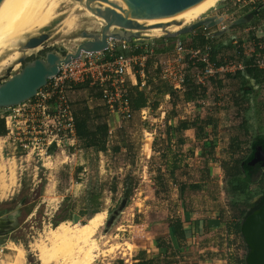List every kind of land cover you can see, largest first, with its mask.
Returning <instances> with one entry per match:
<instances>
[{"label":"rangeland","instance_id":"374dc122","mask_svg":"<svg viewBox=\"0 0 264 264\" xmlns=\"http://www.w3.org/2000/svg\"><path fill=\"white\" fill-rule=\"evenodd\" d=\"M235 1L219 0L203 15L206 17L217 15L225 19L216 31L225 28L219 39L231 45L233 41L239 39L247 42L264 31V26L257 17H253L243 26L230 27L231 23L238 18H251L249 15L253 11L250 6H245L243 3L237 4ZM79 4L81 3L75 0H65L60 5L55 19L49 25L20 36L19 41L23 45L30 38L47 34L48 40L40 47L24 52L21 51L19 45H16L3 52L2 59L11 56L12 52L16 54V57L7 60L6 64L0 67V84L23 67L24 63H18L20 58L24 57V62H30L43 59L50 52L62 57L66 53H73L77 45L83 41L80 38L81 32H100L102 26L99 23L100 19L86 17L84 11L78 9ZM82 8L84 9L83 6ZM69 14L75 17V23L72 28L64 29L61 25L62 20ZM201 18L202 16L187 25ZM253 27L257 28L256 33L248 31ZM175 31L177 30L170 28L167 30L168 33ZM141 35L148 39L145 42L147 44L162 38L146 31ZM191 35L192 33L174 38L168 45L173 48V44L180 40L187 45L192 41ZM60 49L63 51L60 52ZM238 86H241L240 81H237V84L230 82L225 87V93H230ZM248 86L251 91L248 96L251 107L242 119L236 117L230 109H215L211 106V100L207 107L209 110L206 108L199 112L200 121L209 118L215 122V128L205 129L208 137H212L213 132L216 135L215 138L212 137L211 140L206 141L207 159L210 164L204 163L197 167L193 166L192 161L189 162V167L193 172L192 183L187 186L182 198H180L179 187L172 185L174 177L170 174L161 172L163 180L166 181L162 185L155 183L154 179L159 176L160 171L154 167L156 156L144 154V150L145 152L147 150L145 145L147 142L143 140L148 135L144 136L140 131L152 132L155 125L156 130H165L162 126L164 119L159 124L141 127L138 122L139 117H131L128 120L118 117L121 126L117 130L123 133L122 143L117 146L115 142H111L114 133H110L108 153L94 152L89 148L79 152L76 143L66 142L61 145L60 149L53 150L49 158L44 155L41 158L35 155L26 157L21 152L14 151L3 139L0 150V168L2 167L0 174L8 177V167L14 163L16 178L14 185H10L6 196H0V209L4 211V215L0 218L13 220L8 232L0 236V264H40L36 245L43 242L48 230L61 221L83 225L94 216H103L104 222L95 236L99 241L98 251L94 253V260L90 264H111L121 257V253L126 254L125 249L129 248L127 243L138 234L135 225L146 226L152 221L158 222L159 219L166 222L170 216L172 220L179 219L180 216H183V220L185 217L189 219V214L192 213V217H198L199 220L203 216L202 219L207 220L208 227L222 225L220 228L223 229L230 220L237 219L240 209H233L230 205V197L226 194V171L235 167L236 161L249 153L248 145L253 136L257 133L264 134V90L255 87L252 80H248ZM236 93H239L238 90ZM4 111L0 110V115L4 116L6 113ZM181 118L196 119L195 117ZM243 120L248 121L247 134L239 129ZM233 136L239 137L243 143L242 148L245 152L242 156L232 157L233 155L226 153V148ZM210 144L218 147L217 150H213L211 158H209ZM114 147H117L118 151H114ZM199 167H203L201 169L204 172L202 186L198 180L201 171ZM79 168L80 170H77ZM205 171H207V176ZM127 187L130 188V194L129 198L124 199L123 193ZM250 189L256 192L254 199L257 200L264 191V186L257 190L256 185H251ZM144 197L145 200H143ZM123 199L125 202L121 205ZM194 213H197V216ZM112 214L114 217L109 224L107 221L109 215ZM65 218L67 220H64ZM239 237L238 242L242 243V246L239 243L236 249L239 250L238 254L245 258L247 249L240 235ZM17 250H22V254L19 255ZM14 257L17 259H13ZM61 259L59 256L56 259L52 257L46 263L58 264Z\"/></svg>","mask_w":264,"mask_h":264},{"label":"built area","instance_id":"2783aa9c","mask_svg":"<svg viewBox=\"0 0 264 264\" xmlns=\"http://www.w3.org/2000/svg\"><path fill=\"white\" fill-rule=\"evenodd\" d=\"M236 1L237 4L251 6L255 17L257 16L258 21L264 26V0ZM199 29L207 41L202 47L188 46L176 41L170 52L160 55L155 61L160 80L174 93L173 100L176 99L174 110L177 117L198 116L200 111L209 106L211 100V106L215 109L229 106L235 116L242 119L248 108L247 102L241 100L239 94H235L234 102L231 101L227 105L225 98L229 97H225L224 90L215 88V85L220 83L226 87L237 73L243 72L246 68L264 70V31L247 42L243 39L233 41L234 49L220 55L219 59L213 62L208 42L214 34L211 33V29L204 27ZM256 30L257 28L253 27L248 31L256 33ZM137 42L127 44L123 41H110L104 52L82 54L79 59L62 66L57 75L50 78L31 100L5 110L4 142L26 157L35 155L39 158L43 155L49 158L51 150L60 149L66 142L76 143L69 92L73 85L80 83L97 88L110 113L124 120L130 119L133 111L130 107L127 81L135 73V67L142 68L150 55L132 54L137 49ZM192 87L195 88L196 98L185 101L184 95ZM160 113V117H163L164 112ZM140 116L148 115L140 111ZM162 126L166 128L165 123ZM239 218L237 217L236 221H239Z\"/></svg>","mask_w":264,"mask_h":264},{"label":"crops","instance_id":"0c3cea01","mask_svg":"<svg viewBox=\"0 0 264 264\" xmlns=\"http://www.w3.org/2000/svg\"><path fill=\"white\" fill-rule=\"evenodd\" d=\"M250 15L251 18L249 21L255 17L253 11ZM217 29L218 26L215 29H211V33H216ZM191 36L192 41L191 43L187 44L188 46L202 47L207 42L204 40L202 31L200 29L192 32ZM195 36L199 37L201 40L203 39L201 45H195ZM220 37L221 35H214L211 41L208 42L211 47L214 45L220 47L219 52L216 54L215 61L219 59L220 55L231 52L234 49V46L229 43H226L228 44L227 47L222 39H219ZM146 41H148V39L143 37L142 41L137 42V49H141L143 51V53L138 55H144L147 53H150V55L143 64L142 68L139 66L135 67V73L133 76L129 77L127 81L130 107L133 111L132 117H139L138 122L140 123L141 127L159 124V122L163 119L164 120L162 122L165 123V127H169L167 131L166 128L165 130H156L157 127L155 125L152 132L147 133L145 130L140 131L144 136L145 134H151L148 135V137H144L143 141L147 142L145 143L147 150L146 152L144 150V154L156 156L154 159V167L160 171L158 173L159 176L154 179L155 183L162 185L164 184V181H166L163 180V175L161 172L164 171L170 174V176L174 177L172 179V185L174 184V186L179 187L180 198H182L187 186L192 183L193 172L189 167V162L192 161L193 166L196 165L197 167L198 165L200 166L204 163H206V165L210 164L208 162L209 160L207 159L208 149L206 146V141L211 140L212 137L215 138L216 134L213 132L212 137H208L209 135L207 132H205V129H208L210 126L206 127L201 134H198L191 126L183 131L171 129L172 127L181 123V121H187V123L190 125L194 118L187 119L177 117V114L174 110L176 105V99L173 100L174 93L166 83L160 80L159 69L155 67V61L157 58L160 55L171 51L170 45L167 44V46H169L168 49H164L161 52H156L155 44L151 43L150 45H147V43H145ZM157 49H162V47H157ZM141 71H143V73H140ZM237 81H240L241 84V80L235 77L230 82L237 84ZM142 83H144V86H142ZM241 86H238L237 89H233L230 91V93H225V87L220 83L216 84L215 88L222 91L224 90V96L229 97L225 98L227 100L225 101L227 105H229L231 101L234 102L233 95L239 94L241 96V100L247 102V110H249L251 104L248 100V97H244L241 94ZM259 88L264 90V84L260 85ZM237 90L239 93H236ZM140 93L142 95V106L134 108L132 106V101ZM195 98V88L192 87L191 90H189L184 95V99L185 101H192ZM69 101L74 123L80 121L85 122L88 131L92 133L96 132L102 127L107 128V134L102 140L106 150L105 153L109 152L108 135L110 133H114L111 142H115L117 146H119V143H122L121 139L123 138V133L120 130H117V128L121 126L119 124V116L108 111L107 107L101 100V95L97 88L90 87L87 83L75 84L72 86V89L69 92ZM224 108L229 109L230 107L225 106ZM140 111L147 113L148 116L146 119L140 116ZM161 111L164 112L163 117H160ZM206 117H208V114H206ZM239 129L241 132H244L242 131L241 127H239ZM244 134L247 133L244 132ZM4 137L5 136L0 138L4 139ZM76 144L77 147H79V152L87 148L85 147V142L82 140H77ZM237 144L239 148L234 150V145ZM212 146H214L215 150L218 149V147L216 148L215 145ZM242 147L243 143L240 141L239 137L233 136L230 144L226 148V153H228L230 156L233 155L232 157H238L239 155L242 156L245 152V150L243 151ZM114 148L116 149L117 147ZM89 149L94 150V152L101 153L100 151L95 150L93 147H90ZM121 150L122 148L120 151ZM199 168L201 169L203 167ZM77 170H80V168ZM205 173L207 176V171H205ZM203 174L204 172L201 169L199 173L200 177L198 178L199 184L201 186L204 183ZM187 179L188 181H186ZM181 187H185V190L182 194ZM143 200H145V197ZM138 212L139 211H137V213ZM189 215V219H186L185 217L183 220V216H180L179 218L182 222L184 238L178 242L173 239L171 229L169 228V224L174 220L171 219L172 216H170L166 222H163L159 219L158 222L152 221V223L146 224V226H140V224L135 225V229L138 234L135 238H132L129 243H127L129 248L127 247L125 249L126 254L121 253V257H119L117 260H114L111 264H117L116 261L118 260L123 261V264H244V258L238 254L239 250L236 249V246H239L240 243L238 242L240 239L239 234L233 230V225L237 223L236 219L230 220L222 229L220 228L222 225L219 227H208L206 224L207 220L202 219L203 216H201V220H199L198 217H192V213ZM194 215L197 216V213H194ZM138 226L140 228H138ZM240 246H242V243H240Z\"/></svg>","mask_w":264,"mask_h":264},{"label":"water","instance_id":"95a60500","mask_svg":"<svg viewBox=\"0 0 264 264\" xmlns=\"http://www.w3.org/2000/svg\"><path fill=\"white\" fill-rule=\"evenodd\" d=\"M49 0H0V35L18 26L31 25ZM81 2L84 9L102 20L99 33L81 32L79 43L73 53L58 56L50 52L43 59L24 62V57L18 63L23 67L7 80L0 84V110H6L31 100L38 90L43 88L47 81L56 76L58 70L82 54H99L104 52L110 41H123L131 44L142 41V33L147 31L164 38H177L189 35L199 28L215 29L223 23V17L202 18L173 33L156 31L155 28L165 30L164 24L146 26L140 22L163 20L179 15L203 0H75ZM95 2L106 3L111 8L93 6ZM117 9L118 13L115 11ZM249 22L248 17L234 20L230 27L243 26ZM225 29L214 33L220 36ZM49 36L41 34L28 39L20 45L21 51L34 50L40 47ZM63 49H60L62 52ZM243 91H249L248 82L243 86ZM52 151V150H51ZM264 159L260 148L255 150L249 165H254ZM114 215V214H113ZM113 220V217H112ZM13 220L0 218V236L9 230ZM239 235L247 249L244 264H264V202L248 213L240 222Z\"/></svg>","mask_w":264,"mask_h":264},{"label":"bare ground","instance_id":"6f19581e","mask_svg":"<svg viewBox=\"0 0 264 264\" xmlns=\"http://www.w3.org/2000/svg\"><path fill=\"white\" fill-rule=\"evenodd\" d=\"M64 1L65 0L47 1L42 11L40 12V14L38 15V17L35 19V21L31 25L14 27L10 29L9 31L0 35V67L6 64L7 60L14 59L16 57V54H13L12 52L11 56H8L9 55L8 54L7 58L2 59L1 55L3 54V52H5V50L12 49L11 47L13 46H16V45L20 46L21 41H19V39L21 35L23 36V34L25 35L27 33L40 30L44 28L45 26L49 25L53 21V19H55L57 12H59L58 9L60 8V5ZM218 1L219 0H203L198 5L174 17L166 18L163 20L147 21V22H140V23H143L146 26L157 25V24H164L166 26L165 30L162 28H155L156 31L163 32V31H167L168 28L178 31L179 29H181L182 27H185V25L194 21L198 17L203 16L205 12L209 10L211 7H213L215 3ZM97 5H100L102 9L111 8L110 5L106 3L95 2L93 4V6H97ZM82 6L83 5L81 3L77 7L78 9L84 11V14L86 17L91 18V19L92 18L97 19V17L92 15L90 12L83 9ZM115 11L118 13L117 9ZM74 23H75V17L69 14L62 20L61 25L63 26L64 29H69V28H72ZM99 23L100 25L102 24L101 19ZM2 140L3 138H0V150L2 146L1 145ZM13 164L14 163H11V165H9L8 167L9 168L8 177H5L0 174L1 175L0 176V196L1 197L6 196L8 190H10L9 189L10 185H12L13 182L15 181V178H16L14 174L15 165L13 166ZM103 220H104V217L98 215L88 220L83 225L70 224L69 222H61L54 228L49 229L46 234L44 233L45 234L44 240L42 238L43 242L41 241L42 244L40 245L41 243L40 242L38 243L39 245L38 244L36 245L38 246L37 251H38V259L40 261V264H47L46 262L50 258L53 257L56 259L58 256L62 258L61 262H58V264H90L92 263V261L94 260V253L98 251V244H99V241L95 238V236L99 228L102 226L104 222ZM13 247L15 248L14 245ZM17 251L19 252V255L22 254L21 253L22 250L21 251L17 250ZM59 251H61V253ZM58 252L60 253L59 255H58ZM13 259H17V258L14 257ZM56 261L57 260H55V262Z\"/></svg>","mask_w":264,"mask_h":264},{"label":"trees","instance_id":"16d2710c","mask_svg":"<svg viewBox=\"0 0 264 264\" xmlns=\"http://www.w3.org/2000/svg\"><path fill=\"white\" fill-rule=\"evenodd\" d=\"M194 40H195L194 41L195 45L196 44L201 45L203 39L201 40L199 37L195 36ZM170 41H172L171 38L163 37V38L153 41L152 43L155 44V47H156L155 51L161 52L164 49L166 50L169 48L167 44ZM150 44L151 43H148L147 45H150ZM226 46L228 47V44H226ZM157 47H162V49H157ZM219 48H220L219 46H215V45L211 47V60L213 62L215 61L216 54L219 52ZM140 53H143L141 49H136L132 52V54L134 55H138ZM105 58L108 59L107 56H105ZM234 77L241 80L242 86L247 80H252L254 82L255 87H259L260 85L264 84V70L246 68L243 72L237 73ZM242 86L240 87L241 94L244 97H248L251 94V91H243ZM132 106L134 108L142 106L141 93L138 94L137 97H135V99L132 101ZM3 118L4 117L0 115V137L5 136L6 134V128H5V123H4ZM195 118L196 119L193 120V122H191L190 125L187 123V121H181V123L177 124L171 129H174L176 131H183L191 126L194 130H196L198 134H201L206 127L210 126L211 128H215V124L212 121V119H205V120L200 121L198 117H195ZM239 127H241L242 131L247 133L248 132V129H247L248 121L243 120ZM168 128H166V131L168 130ZM106 134H107L106 127H102L98 129L96 132L92 133L88 131L85 122L83 121L75 122L76 139L84 141L85 147L87 148L93 147L97 151L105 152L106 150L104 148L102 140L105 138ZM210 145L211 147H210V152H209L210 153L209 158H211V156L213 155L212 153L214 150V147L212 146V144ZM238 148H239L238 144L234 145V150H237ZM257 148H260L264 154V134L262 133H257L255 136L251 138V140L249 141V153L244 158L237 161L235 164V167H232L226 171V175H227L226 194L230 197V205L233 209H240L239 221H237V223L233 225V230L237 232L238 234H239L240 222L242 221V219L248 213L260 207V205L264 202V191L261 192L259 201L256 202L254 199L256 192L250 189L251 185H256L257 190H260L264 186V175L260 179L257 180L256 178H254V174L257 172L258 167L249 165V163L253 159L255 150ZM114 151H118V149H114ZM184 190H185V187H181V194L183 193ZM129 194H130V188L127 187L124 189V193H123L124 199L129 198ZM124 199L121 201L122 202L121 205H123V202H125ZM3 215H4L3 209H0V217ZM112 217H114L113 214L109 215L107 223L109 224L111 223ZM64 220H67V219L65 218ZM54 226H57V225L55 224ZM169 228L171 229V233L175 241L178 242V241L183 240L184 230H183L182 222L180 221V219L173 220L169 224ZM116 263L123 264V261L118 260L116 261Z\"/></svg>","mask_w":264,"mask_h":264},{"label":"flooded vegetation","instance_id":"af4514ba","mask_svg":"<svg viewBox=\"0 0 264 264\" xmlns=\"http://www.w3.org/2000/svg\"><path fill=\"white\" fill-rule=\"evenodd\" d=\"M249 16H251V15H249ZM248 19H250V17H248ZM247 82H248V80L245 81V83H247ZM245 83H244V85H245ZM252 166H254V167L257 166L258 167L257 168V172L254 174V178H256L257 180L260 179L264 175V159L261 160L260 162H257L256 164H254ZM255 201L257 202V201H259V199L255 200ZM6 232H8V230H5L4 234Z\"/></svg>","mask_w":264,"mask_h":264}]
</instances>
